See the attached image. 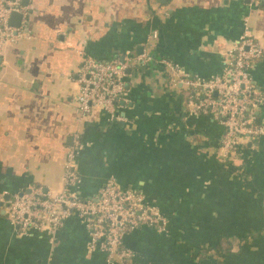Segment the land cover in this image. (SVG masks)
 <instances>
[{"label":"crops","instance_id":"crops-1","mask_svg":"<svg viewBox=\"0 0 264 264\" xmlns=\"http://www.w3.org/2000/svg\"><path fill=\"white\" fill-rule=\"evenodd\" d=\"M19 3L23 33L0 48V191L61 190L78 135L73 191L93 197L112 178L140 191L166 220L124 235L132 253L125 264H264V137L228 162L219 150L222 126L189 112L183 89L170 85L156 61L201 78L219 75L244 30L264 48V0ZM144 46L154 61L126 69L128 98L118 118L96 110L77 120L82 58L122 60ZM251 78L264 89V56ZM87 242L75 214L53 235L23 236L0 211V264H108Z\"/></svg>","mask_w":264,"mask_h":264},{"label":"built area","instance_id":"built-area-1","mask_svg":"<svg viewBox=\"0 0 264 264\" xmlns=\"http://www.w3.org/2000/svg\"><path fill=\"white\" fill-rule=\"evenodd\" d=\"M12 12L23 13L19 0H0V48L22 34L24 18L14 27L9 23ZM157 33L152 32L155 38ZM149 44V43H148ZM137 55L126 53L122 60H97L84 56L76 70L78 92L75 98L77 120L94 111L118 118L116 108L128 98L125 84L129 66L149 65L154 61L148 46ZM264 56V48L247 30L226 54L219 75L201 78L181 70L167 59H157L173 88L181 87L189 112L206 114L222 126L219 150L227 160H237L239 148L264 137V89L252 82L251 69ZM83 148L78 135L67 149L63 187L57 192L34 185L12 194L0 191V211L20 235L47 233L53 235L72 214L84 222L90 251L98 249L108 264H125L131 251L124 247V235L141 225L163 227L166 220L159 209L145 201L144 195L132 188L107 179L93 197L84 198L72 187L78 181L76 156Z\"/></svg>","mask_w":264,"mask_h":264},{"label":"water","instance_id":"water-1","mask_svg":"<svg viewBox=\"0 0 264 264\" xmlns=\"http://www.w3.org/2000/svg\"><path fill=\"white\" fill-rule=\"evenodd\" d=\"M21 18H22V13L12 12L9 16V23L14 27H18L20 25ZM1 212L4 213L3 211Z\"/></svg>","mask_w":264,"mask_h":264},{"label":"trees","instance_id":"trees-1","mask_svg":"<svg viewBox=\"0 0 264 264\" xmlns=\"http://www.w3.org/2000/svg\"><path fill=\"white\" fill-rule=\"evenodd\" d=\"M235 161H236V160H235ZM235 161H234V162H235ZM228 162H233V161H231V160H228Z\"/></svg>","mask_w":264,"mask_h":264}]
</instances>
